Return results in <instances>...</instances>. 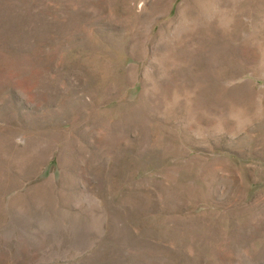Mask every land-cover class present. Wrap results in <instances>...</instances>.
Returning <instances> with one entry per match:
<instances>
[{"label":"rangeland","instance_id":"374dc122","mask_svg":"<svg viewBox=\"0 0 264 264\" xmlns=\"http://www.w3.org/2000/svg\"><path fill=\"white\" fill-rule=\"evenodd\" d=\"M0 264H264V0H0Z\"/></svg>","mask_w":264,"mask_h":264},{"label":"bare ground","instance_id":"6f19581e","mask_svg":"<svg viewBox=\"0 0 264 264\" xmlns=\"http://www.w3.org/2000/svg\"><path fill=\"white\" fill-rule=\"evenodd\" d=\"M147 110V109H146ZM126 116V115H125ZM199 135V134H198ZM55 184V183H54Z\"/></svg>","mask_w":264,"mask_h":264}]
</instances>
